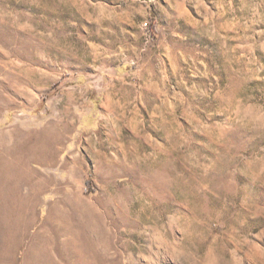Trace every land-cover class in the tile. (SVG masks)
<instances>
[{"label": "rangeland", "instance_id": "374dc122", "mask_svg": "<svg viewBox=\"0 0 264 264\" xmlns=\"http://www.w3.org/2000/svg\"><path fill=\"white\" fill-rule=\"evenodd\" d=\"M0 193V264H264V0H0Z\"/></svg>", "mask_w": 264, "mask_h": 264}, {"label": "built area", "instance_id": "2783aa9c", "mask_svg": "<svg viewBox=\"0 0 264 264\" xmlns=\"http://www.w3.org/2000/svg\"><path fill=\"white\" fill-rule=\"evenodd\" d=\"M142 27H143V29L148 30L149 23L147 21H144L143 24H142Z\"/></svg>", "mask_w": 264, "mask_h": 264}, {"label": "bare ground", "instance_id": "6f19581e", "mask_svg": "<svg viewBox=\"0 0 264 264\" xmlns=\"http://www.w3.org/2000/svg\"><path fill=\"white\" fill-rule=\"evenodd\" d=\"M42 139V138H41ZM45 140V139H44ZM43 140V141H44ZM46 144V142L44 143V145ZM42 148V147H41ZM41 148H39V149H41ZM42 152V151H41ZM12 165V164H11ZM2 166V165H1ZM9 168V167H8ZM15 170V169H14ZM4 171V170H3ZM17 173V172H16ZM14 175V174H13ZM4 181V180H3ZM3 187V186H2ZM5 188V187H4ZM1 194V193H0Z\"/></svg>", "mask_w": 264, "mask_h": 264}]
</instances>
